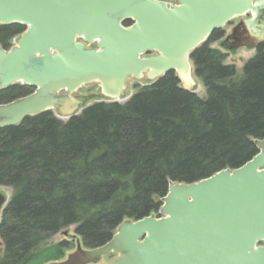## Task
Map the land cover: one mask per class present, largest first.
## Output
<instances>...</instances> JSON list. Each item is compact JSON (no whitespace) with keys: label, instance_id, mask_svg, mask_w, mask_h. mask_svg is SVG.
I'll use <instances>...</instances> for the list:
<instances>
[{"label":"trees","instance_id":"16d2710c","mask_svg":"<svg viewBox=\"0 0 264 264\" xmlns=\"http://www.w3.org/2000/svg\"><path fill=\"white\" fill-rule=\"evenodd\" d=\"M24 29L0 25V46L8 49ZM222 36L214 30L191 53L204 97L168 72L123 103L97 101L65 121L46 111L0 128V186L11 191L0 218V264L62 258L66 240L42 246L70 226L84 247L101 246L122 221L158 214L169 182H196L257 153L264 44L237 76L227 54L210 46ZM29 92L12 85L0 91V104Z\"/></svg>","mask_w":264,"mask_h":264},{"label":"water","instance_id":"95a60500","mask_svg":"<svg viewBox=\"0 0 264 264\" xmlns=\"http://www.w3.org/2000/svg\"><path fill=\"white\" fill-rule=\"evenodd\" d=\"M260 15L264 0H0V25L25 26L12 48H0V91L32 88L0 104V128L53 109L76 116L82 100L73 93L92 83L118 102L129 80L151 84L174 72L194 92L191 53L232 19L253 24ZM254 144L237 168L169 182L162 216L122 221L103 245L77 244L48 264H99L110 253L102 264H264V139ZM7 203L0 194V217Z\"/></svg>","mask_w":264,"mask_h":264},{"label":"rangeland","instance_id":"374dc122","mask_svg":"<svg viewBox=\"0 0 264 264\" xmlns=\"http://www.w3.org/2000/svg\"><path fill=\"white\" fill-rule=\"evenodd\" d=\"M162 1H165L167 4H175L176 3V0H162ZM238 18H234L230 22H228L227 24L223 25L221 30L224 32V35L225 34L228 35L231 28H233L234 26L237 25V23L239 22ZM17 38H18V35H16L15 40H17ZM13 40L14 39H11V41H10L11 44L14 42ZM226 40H227V37L224 36L223 38H220L214 42H211L210 46L213 48H217L221 52L227 54V58L225 60V63L233 64L236 67L237 76H239L242 73V66H243L244 62L246 60H248L249 58H251L252 56H254L256 50L252 47H249V46L232 47L231 43L226 42ZM0 48H2V47L0 46ZM193 78L197 84L195 87L196 94H198V96H200V97H204L205 96V89L202 86L200 80L197 77H195L194 74H193ZM145 84H146L145 80H134V79L129 80L127 90L124 94L125 97L123 99H121L119 102L120 103L125 102L130 97V95H132L136 91V88H135L136 86H142ZM73 96H76L80 100H82V103L79 105L77 113H80L81 110L85 106L90 105L94 102L107 101V99H105L101 95L100 87L97 83H92V84H88V85H84V86L80 87L78 90H76L73 93ZM51 112L53 113V115L55 117H57L54 109L51 110ZM60 119L63 121L66 120L65 118H60ZM0 194L4 195L5 197H7V199H9L11 196V191L8 187L0 186ZM74 227L75 226H70L65 230H61V231L55 233L48 240H46L45 243H43L42 247H46L49 245L51 246L52 244L66 240L69 243V248L65 250V255H66V254L72 252L73 250H75L77 244L82 246L81 237L75 233ZM1 247H2V244L0 241V249H1ZM114 257H115V255L113 253H110L109 255L101 257V259L99 260V263L100 264L106 263V262L112 260Z\"/></svg>","mask_w":264,"mask_h":264},{"label":"flooded vegetation","instance_id":"af4514ba","mask_svg":"<svg viewBox=\"0 0 264 264\" xmlns=\"http://www.w3.org/2000/svg\"><path fill=\"white\" fill-rule=\"evenodd\" d=\"M245 18H238V23L236 26L231 28L229 34H225L224 36L227 37L226 42H230L232 47H239V46H249L252 48L257 49L260 45L264 44V17L260 15L258 19L253 24H247ZM257 44L256 47L253 45ZM30 92L32 88L29 87ZM82 248H85L82 244ZM67 256L64 255L62 258L49 261V262H57L65 259ZM48 264V263H47Z\"/></svg>","mask_w":264,"mask_h":264}]
</instances>
